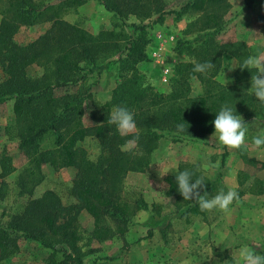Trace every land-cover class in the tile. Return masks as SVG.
Segmentation results:
<instances>
[{"label":"trees","instance_id":"obj_1","mask_svg":"<svg viewBox=\"0 0 264 264\" xmlns=\"http://www.w3.org/2000/svg\"><path fill=\"white\" fill-rule=\"evenodd\" d=\"M39 1L0 0L3 5L0 10V65L7 77L0 83V106L13 101L19 148L29 155L28 172L32 182L29 180L28 183L34 182L45 165L55 170L74 168L76 174L69 187V196L74 203L65 206L52 192L30 198L18 212L8 217L6 223L0 224V259L14 255L18 250L17 242L25 240L35 241L52 251L47 264H83V254L78 246L81 237L76 231L79 215L86 212L92 217L93 239L101 241L115 235L121 236L133 214L128 212L127 204L122 201L121 183L127 173L140 172L148 167L160 138H171L172 142L199 140L213 134L212 121L222 105H234L237 114L243 113L246 117L258 116L264 110V104L248 89L254 70L241 68L240 72L234 74L232 91L210 80V87L201 96L188 98L189 81L201 74L192 71V63H181L174 67L172 89L168 95L142 89L135 76L128 79L125 74L133 72L136 65L147 60L146 48L150 44L148 26L133 25L130 37L114 32L94 37L63 19L70 6H82L87 0H62L55 5L41 4ZM95 1L105 11L121 19L137 9H151L154 5L151 0ZM257 1L243 0V4L249 8ZM229 8L227 0H189L179 11L169 12L168 15H174L176 21H181L186 15L197 16L186 26V33L199 35L202 44L197 49L187 46L180 50L183 43L178 42V54L185 50L186 55L196 58L199 63L212 58L211 63L217 64L218 54L211 52L210 48L216 37L226 30L223 17ZM157 13L158 18L152 24L161 22L165 16L159 11ZM35 22L51 23V26L35 41L27 45L17 44L14 35L18 27ZM123 40L124 46L121 45ZM237 45L241 47V44ZM224 52L234 57L239 67L247 56L246 52L243 57L229 48ZM117 53L121 82L113 90L111 101L92 114L94 125L86 127L81 109L85 93H67L59 97L53 93L70 85L75 73L82 70V63L95 65L97 60ZM35 64H43L44 75L41 79H28L25 69ZM145 99L148 103L141 105ZM168 103L172 105L163 109L162 106ZM114 106L127 107L134 115L138 130L136 156L124 151L127 138L108 123L110 108ZM181 124L184 131L178 130L177 126ZM50 134L53 136V147L42 150L40 141ZM88 140L96 141L99 149L98 156L93 160L80 146ZM10 162L8 157L1 158V178L14 172ZM186 167L195 171L197 177L200 176L191 166ZM166 182L169 186L167 196L185 204L182 215L204 214L195 201L183 200L177 191L175 176L167 178ZM205 182L204 190L211 196L215 183L211 180ZM22 184V188L26 189V183ZM25 193L31 194L26 190L18 195ZM135 203L144 205L142 201ZM106 219L113 220L116 230L111 231L110 226L103 223ZM55 239L64 247L57 248L53 243Z\"/></svg>","mask_w":264,"mask_h":264},{"label":"rangeland","instance_id":"obj_2","mask_svg":"<svg viewBox=\"0 0 264 264\" xmlns=\"http://www.w3.org/2000/svg\"><path fill=\"white\" fill-rule=\"evenodd\" d=\"M60 1L40 0L39 3L55 5ZM187 1L151 0L154 4L151 9H137L121 19L105 11L97 1L87 0L82 6H70L63 19L94 37L108 32L130 37L133 25L148 26L150 44L146 48L147 60L125 75L128 79L135 76L142 89L168 95L172 89L174 67L181 63H197L196 58L186 55L185 50L181 54L178 52L187 46L197 49L202 44L199 35L186 33V26L197 18L196 15H186L181 21H176L174 15H168L169 12L179 11ZM227 1L230 8L223 17L226 30L216 37L210 48L211 52H217L218 63H213L215 67L208 73H201L189 81L188 98L201 96L210 87V80L233 90L234 74L240 72V67L234 57L224 52L226 48L243 57L244 52L247 56H264V0H258L249 8L244 6L243 0ZM2 8L0 4V10ZM157 11L165 16L161 22L152 24L158 18ZM50 26L51 23L39 22L20 25L14 41L27 45L43 35ZM178 42L183 43L180 50L177 49ZM124 44L123 40L121 45ZM118 58L119 53L97 60L95 65L82 63V70L75 73L70 85L53 93L55 97L85 93L81 109L86 127L94 125L92 114L111 101L113 90L121 82ZM209 60L211 62L212 58ZM42 66H28L25 69L28 79H41L44 75ZM165 75L167 82H163ZM6 79L0 65V83ZM225 79L228 80L226 85ZM144 103L148 101L143 100L141 105ZM169 105L172 103L162 108L166 109ZM12 106L13 101L0 106V160L4 156L10 158V165L14 168L9 176L0 177V224L6 223L8 217L18 212L30 198H38L45 192L56 194L65 206L74 203L69 196V187L76 174L74 168L55 170L45 165L34 182L28 183L29 180L32 182L28 172L29 155L19 148ZM239 115L248 123L249 129L247 146L241 150L225 148L212 134L183 142H172L171 138L165 137L158 140L148 167L140 172L127 173L121 183L122 201L127 204L128 212L133 213L121 236L101 241L93 239L94 221L82 212L76 231L81 237L78 246L83 254V264H237V252L242 245L264 254V149H256L251 144V137L264 128V110L258 116ZM137 133L136 129V132L124 136L127 140L123 149L134 156L138 155ZM80 146L91 160L99 154L96 141L88 140ZM40 147L42 150L51 149L53 136H44ZM208 164L215 167H205ZM186 165L196 170L205 181L215 183L211 196L221 189L227 191L232 188L238 192L239 199L230 206V213L213 210L204 211L203 215H182L185 204L167 196L169 186L166 179L178 174V170ZM169 169L172 173L164 175ZM22 182L26 183V189L22 188ZM26 190L31 194L18 195ZM136 201H142L145 206L136 205ZM103 223L109 225L111 231L116 230L113 220L106 219ZM53 243L57 248L64 247L57 239ZM17 244L18 250L14 255L0 259V264H47L52 254L51 250L35 241L20 240Z\"/></svg>","mask_w":264,"mask_h":264},{"label":"clouds","instance_id":"obj_3","mask_svg":"<svg viewBox=\"0 0 264 264\" xmlns=\"http://www.w3.org/2000/svg\"><path fill=\"white\" fill-rule=\"evenodd\" d=\"M215 67V64L209 61L195 63L192 71L194 73H208ZM241 69H253L251 75L250 89L251 94L262 104H264V56L249 55L243 59ZM228 80L225 79V85ZM108 123L114 125L117 132L122 136H127L136 132V121L133 113L124 106H114L110 112ZM214 135L216 140L225 148L232 150H241L247 146L248 123L242 116L238 115L234 105L224 104L215 115ZM178 130L184 131V125H178ZM251 144L256 149H264V128H261L257 135L251 137ZM198 167V166H197ZM205 167H215L208 164ZM171 172L166 170L164 175ZM172 173V172H171ZM175 176L177 191L183 197V200L195 201L201 211L212 212L217 210L221 213H230V206L239 199L238 192L235 189L224 191L219 190L214 196H209L205 191V178L197 177L195 171L184 169L178 170ZM203 193V194H202ZM237 264H264V254L258 253L253 247L242 245L239 247Z\"/></svg>","mask_w":264,"mask_h":264},{"label":"built area","instance_id":"obj_4","mask_svg":"<svg viewBox=\"0 0 264 264\" xmlns=\"http://www.w3.org/2000/svg\"><path fill=\"white\" fill-rule=\"evenodd\" d=\"M167 73H168V70L166 71L165 74H167ZM166 77H167V75H165V78L163 79V82H167L168 79Z\"/></svg>","mask_w":264,"mask_h":264}]
</instances>
